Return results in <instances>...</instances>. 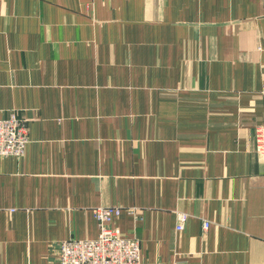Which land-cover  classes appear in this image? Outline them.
Instances as JSON below:
<instances>
[{
  "label": "crops",
  "instance_id": "crops-1",
  "mask_svg": "<svg viewBox=\"0 0 264 264\" xmlns=\"http://www.w3.org/2000/svg\"><path fill=\"white\" fill-rule=\"evenodd\" d=\"M11 109L0 264H57L103 205L141 264H264V0H0Z\"/></svg>",
  "mask_w": 264,
  "mask_h": 264
},
{
  "label": "built area",
  "instance_id": "built-area-1",
  "mask_svg": "<svg viewBox=\"0 0 264 264\" xmlns=\"http://www.w3.org/2000/svg\"><path fill=\"white\" fill-rule=\"evenodd\" d=\"M261 136L257 132V142ZM27 142V123L17 116L15 110H8L0 116V157H21ZM120 211L118 205L94 208L97 235L94 238L70 237L60 240L57 245V264H141L139 239L122 234L115 224ZM188 216L185 211L176 212V231L184 229ZM208 225L209 221L203 220V227L207 228Z\"/></svg>",
  "mask_w": 264,
  "mask_h": 264
}]
</instances>
